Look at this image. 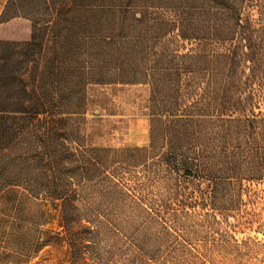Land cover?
Wrapping results in <instances>:
<instances>
[{"label":"trees","instance_id":"16d2710c","mask_svg":"<svg viewBox=\"0 0 264 264\" xmlns=\"http://www.w3.org/2000/svg\"><path fill=\"white\" fill-rule=\"evenodd\" d=\"M108 80L151 86L147 148L83 143L81 83ZM261 107L264 0H7L0 14V191L60 202L69 264H113L101 236L169 232L199 198L230 209L221 198L264 180Z\"/></svg>","mask_w":264,"mask_h":264},{"label":"rangeland","instance_id":"374dc122","mask_svg":"<svg viewBox=\"0 0 264 264\" xmlns=\"http://www.w3.org/2000/svg\"><path fill=\"white\" fill-rule=\"evenodd\" d=\"M6 2L0 0V14ZM45 45L43 65L58 47L52 34ZM48 77V72L41 77L46 87ZM80 88L82 107L74 118L84 144L147 148L153 114L147 82L85 81ZM220 203L230 209H213L199 198L176 222L166 219L172 224L169 232L158 223L138 232L132 228L126 240L101 236L100 246L113 247L107 257L113 264H264V180H244L235 196ZM64 233L59 201L23 186L0 191V264H69ZM135 237L138 252L130 242Z\"/></svg>","mask_w":264,"mask_h":264}]
</instances>
